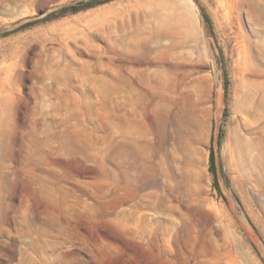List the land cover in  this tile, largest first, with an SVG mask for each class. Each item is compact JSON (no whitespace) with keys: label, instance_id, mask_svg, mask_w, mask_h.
Wrapping results in <instances>:
<instances>
[{"label":"rangeland","instance_id":"obj_1","mask_svg":"<svg viewBox=\"0 0 264 264\" xmlns=\"http://www.w3.org/2000/svg\"><path fill=\"white\" fill-rule=\"evenodd\" d=\"M79 1L0 0V264H264V0Z\"/></svg>","mask_w":264,"mask_h":264},{"label":"bare ground","instance_id":"obj_2","mask_svg":"<svg viewBox=\"0 0 264 264\" xmlns=\"http://www.w3.org/2000/svg\"><path fill=\"white\" fill-rule=\"evenodd\" d=\"M239 55V67L245 72L248 70V63L245 54H243L242 50H239ZM261 101L262 99L259 100V104H261ZM258 107L259 105L256 108ZM261 126L262 125H260V127ZM235 129L231 131V137L233 139L235 154L237 156L236 161L238 169L246 178L255 181L256 183H261L264 178V138L259 134L260 129H255L253 126L248 127L250 136H247L246 134L243 135V133L241 134L240 131ZM156 148L158 149V146ZM155 166L156 163L149 160L148 167L155 168Z\"/></svg>","mask_w":264,"mask_h":264},{"label":"trees","instance_id":"obj_3","mask_svg":"<svg viewBox=\"0 0 264 264\" xmlns=\"http://www.w3.org/2000/svg\"><path fill=\"white\" fill-rule=\"evenodd\" d=\"M106 1H108V0H82V1H79L76 3L68 4V5L62 6L61 8L49 13L46 17L39 19V20H36V21H33V22H28V23L24 24L23 26H21L20 28L30 26L36 22L63 17L65 15L71 14V13H77L81 10L91 8V7L95 6L96 4L104 3ZM202 11H203L204 16L207 18V14L204 12L203 9H202ZM225 82H226V80H225ZM209 158H210V170L215 174L214 153H213L212 148L210 151V157Z\"/></svg>","mask_w":264,"mask_h":264}]
</instances>
